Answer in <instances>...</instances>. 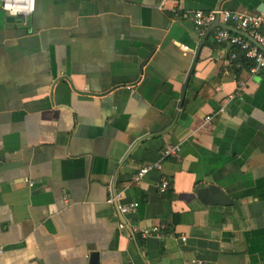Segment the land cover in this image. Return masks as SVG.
Wrapping results in <instances>:
<instances>
[{
	"label": "crops",
	"instance_id": "crops-1",
	"mask_svg": "<svg viewBox=\"0 0 264 264\" xmlns=\"http://www.w3.org/2000/svg\"><path fill=\"white\" fill-rule=\"evenodd\" d=\"M260 3L0 8V264H264V80L184 15Z\"/></svg>",
	"mask_w": 264,
	"mask_h": 264
},
{
	"label": "built area",
	"instance_id": "built-area-1",
	"mask_svg": "<svg viewBox=\"0 0 264 264\" xmlns=\"http://www.w3.org/2000/svg\"><path fill=\"white\" fill-rule=\"evenodd\" d=\"M34 1L35 0H0V8L8 14L26 17L33 11ZM163 2L164 0H159L160 5H162ZM184 15H189L194 28L199 33H203L204 30L216 19H218V22H231L236 28L247 31L256 42H253L251 39L223 26H216L214 28V38L219 43L227 42L236 46L238 50L230 51V57L234 58L239 52L243 53L245 57L251 60L249 70L253 73H260L264 80V11L245 12L216 7L209 10L195 9L191 10L188 14L184 13ZM178 149L179 146L170 145L164 150V152L168 154L176 152ZM154 165L155 164L141 166L138 171L133 174V179L139 180ZM167 186L168 179L162 177L159 189L164 190ZM109 191L107 201L116 202L118 194L114 191L111 185L109 186ZM136 204L137 202L135 201L126 204L116 202V207L119 211L126 212L133 210ZM157 230L158 226L154 225L150 227V229H144L142 232L147 233L149 231ZM1 251L2 249L0 246V252Z\"/></svg>",
	"mask_w": 264,
	"mask_h": 264
},
{
	"label": "water",
	"instance_id": "water-1",
	"mask_svg": "<svg viewBox=\"0 0 264 264\" xmlns=\"http://www.w3.org/2000/svg\"><path fill=\"white\" fill-rule=\"evenodd\" d=\"M0 7H1V4H0ZM258 10H262L264 9V3H260L257 7ZM16 16L18 15H11L9 14L7 16L8 19H14ZM216 26H223V27H226V28H229L230 30H232L233 32H237V33H240L246 37H248L249 39H251L253 42H256L251 35H249V33L245 32V31H242L228 23H225V22H218V19H216L215 21H213L211 23V25L207 28V31L205 33V36L208 35V33L214 29ZM263 48V47H262ZM264 50V48H263ZM198 194L202 195L203 198L205 200H211L212 199V194L214 195V199L217 200V201H221V202H226L225 200V197L226 195L220 191L218 189V187L216 185H213V184H210L208 186H205V187H200L198 190H197ZM98 258V253L97 251H91L90 252V264H97V259Z\"/></svg>",
	"mask_w": 264,
	"mask_h": 264
},
{
	"label": "trees",
	"instance_id": "trees-1",
	"mask_svg": "<svg viewBox=\"0 0 264 264\" xmlns=\"http://www.w3.org/2000/svg\"><path fill=\"white\" fill-rule=\"evenodd\" d=\"M237 60H239V61H241V62H247V61H248V58L245 57V56L243 55V53H240V54H239V57H238ZM250 64H251V60H250V62H247V65L250 66Z\"/></svg>",
	"mask_w": 264,
	"mask_h": 264
}]
</instances>
